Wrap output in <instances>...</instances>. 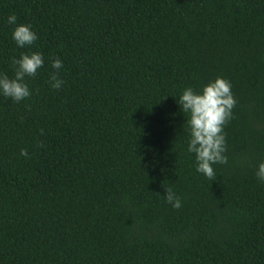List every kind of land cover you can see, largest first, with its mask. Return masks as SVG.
I'll return each instance as SVG.
<instances>
[{"label":"trees","instance_id":"obj_1","mask_svg":"<svg viewBox=\"0 0 264 264\" xmlns=\"http://www.w3.org/2000/svg\"><path fill=\"white\" fill-rule=\"evenodd\" d=\"M32 52L31 95L0 93V264H264V0H0V73ZM217 77L237 103L213 181L178 99Z\"/></svg>","mask_w":264,"mask_h":264},{"label":"clouds","instance_id":"obj_2","mask_svg":"<svg viewBox=\"0 0 264 264\" xmlns=\"http://www.w3.org/2000/svg\"><path fill=\"white\" fill-rule=\"evenodd\" d=\"M15 14L8 16L10 25L16 24ZM12 38L19 47L31 46L37 40L36 33L31 25L19 24L14 28ZM16 66L14 77L0 73V93L5 97L20 102L31 95L25 77H34L44 65V57L40 52L31 54L22 53L19 59H13ZM54 69L63 67L62 61L57 57L52 62ZM51 86L59 90L64 81L57 72L50 75ZM231 82L225 78L217 77L210 81L200 91L186 87L179 96L178 103L183 113L188 114L189 141L187 150L195 154L196 170L208 179L215 180L213 165L226 164L225 155L226 134L225 126L233 118L232 110L236 106V99L231 91ZM43 132V130H41ZM21 156L27 157V149H21ZM257 178L264 181V162L258 165ZM164 196L167 203L173 208L182 207L180 197L171 188L165 189Z\"/></svg>","mask_w":264,"mask_h":264}]
</instances>
